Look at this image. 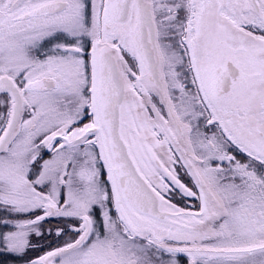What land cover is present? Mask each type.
Segmentation results:
<instances>
[{"label": "snow or ice", "instance_id": "snow-or-ice-1", "mask_svg": "<svg viewBox=\"0 0 264 264\" xmlns=\"http://www.w3.org/2000/svg\"><path fill=\"white\" fill-rule=\"evenodd\" d=\"M0 256L264 264V0H0Z\"/></svg>", "mask_w": 264, "mask_h": 264}, {"label": "rangeland", "instance_id": "rangeland-1", "mask_svg": "<svg viewBox=\"0 0 264 264\" xmlns=\"http://www.w3.org/2000/svg\"><path fill=\"white\" fill-rule=\"evenodd\" d=\"M45 226L47 227L48 225H45ZM1 258H2V262H1V264H18L16 259H13V258H12V259L9 261L10 257L1 256ZM20 264H23V262L20 261Z\"/></svg>", "mask_w": 264, "mask_h": 264}, {"label": "trees", "instance_id": "trees-1", "mask_svg": "<svg viewBox=\"0 0 264 264\" xmlns=\"http://www.w3.org/2000/svg\"><path fill=\"white\" fill-rule=\"evenodd\" d=\"M11 259H12V258L10 257L9 261H10ZM1 262H2V258H1V256H0V264H1ZM17 263L20 264V260H17Z\"/></svg>", "mask_w": 264, "mask_h": 264}]
</instances>
